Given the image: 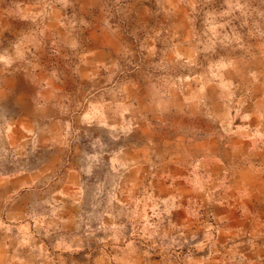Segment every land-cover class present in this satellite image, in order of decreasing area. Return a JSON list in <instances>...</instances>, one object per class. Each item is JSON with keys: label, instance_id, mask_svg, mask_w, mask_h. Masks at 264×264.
<instances>
[{"label": "clouds", "instance_id": "obj_1", "mask_svg": "<svg viewBox=\"0 0 264 264\" xmlns=\"http://www.w3.org/2000/svg\"><path fill=\"white\" fill-rule=\"evenodd\" d=\"M0 264H264V0H0Z\"/></svg>", "mask_w": 264, "mask_h": 264}]
</instances>
